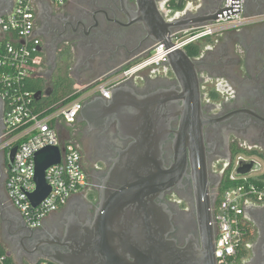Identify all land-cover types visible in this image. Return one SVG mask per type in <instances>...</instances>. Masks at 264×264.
Listing matches in <instances>:
<instances>
[{
    "label": "flooded vegetation",
    "instance_id": "flooded-vegetation-1",
    "mask_svg": "<svg viewBox=\"0 0 264 264\" xmlns=\"http://www.w3.org/2000/svg\"><path fill=\"white\" fill-rule=\"evenodd\" d=\"M207 1L154 0L165 20H177L181 25L198 18L193 20L187 10L174 17V7L181 5L184 11L190 3L204 10ZM210 1L217 7L224 0ZM252 1L246 0V6H251ZM254 1L258 11L263 13L264 0ZM9 3L10 0H0V15ZM32 5L34 36L40 40L41 66L46 67L44 77L47 82L42 92L48 94L46 98L50 102L54 98L63 100L67 89L74 91L76 84L87 87L103 75L120 69L155 44L140 21L145 12H141L138 0H68L62 6L46 0H33ZM254 27L256 25L222 35L223 42L215 51V59L209 52L194 50L203 113L210 121L202 130V141L209 194L215 199V204L220 196L222 180L238 157L257 159L264 165V64L243 57L239 51L242 43L238 40L240 35ZM58 75H66L68 79L56 81ZM135 78H139L136 83L132 82ZM210 78L216 79L215 91L206 88ZM134 79L130 82L138 96L152 95L159 106L164 105V111L174 117L161 150L163 167L173 169L176 162L183 165L175 176L174 184L155 199V203L164 206L170 215L173 231L168 238L175 240L179 247H183L189 238L200 242L189 149L188 145L181 147L178 143L181 117L173 116L177 113V106L182 104L173 103L181 93L179 82L167 65L143 71ZM70 80L74 82L72 85ZM92 97L88 94L83 98L82 109L73 123H60L63 138L67 139L64 140L80 154L86 187L64 209L49 215L39 229L27 228L17 212L10 210L14 216L10 226L3 230V239L19 262L34 261L45 255L54 256L56 251H65L61 245L68 242L70 227L75 223L92 222L106 185L107 195L109 191L119 192L115 164L133 140L120 134L117 122L107 125L108 118L89 117L88 122L84 121L86 104ZM211 110H216L215 116L210 115ZM3 129L4 104L0 99V136ZM9 166L5 154L0 152L2 201L7 200L5 182ZM247 215L253 237L243 244L235 264H264V206L250 208Z\"/></svg>",
    "mask_w": 264,
    "mask_h": 264
},
{
    "label": "water",
    "instance_id": "water-1",
    "mask_svg": "<svg viewBox=\"0 0 264 264\" xmlns=\"http://www.w3.org/2000/svg\"><path fill=\"white\" fill-rule=\"evenodd\" d=\"M138 2L141 12H145L140 21L145 25L154 43H162L168 55L166 65L181 87V93L173 103L182 104L177 106V113L173 116L181 117L178 143L181 147L188 145L189 149L200 242L189 238L183 247H179L175 240L168 238L173 231L170 215L164 206L155 203V199L174 184L175 176L183 165L176 162L177 165L173 169L163 167L161 150L174 117L166 113L164 105L159 106L152 95L138 96L130 82L134 79L132 78L112 89L109 100L94 96L86 104L84 116L85 122H88L89 117L108 118L107 125L117 122L120 134L133 140L115 164L114 173L119 178L120 187L117 188L119 192L109 191L107 195L106 185L92 222L75 223L70 227L68 242L61 245L66 250L56 251L54 256L45 255L41 259L28 261L30 264L39 261L51 264H217L214 253L217 232L213 217L215 199L209 194L202 141V130L210 121L203 113L201 85L196 70L197 60L189 56L187 49L176 50L170 43L169 36L174 29L201 26L218 18L238 14L239 0H230V8H223L224 1L220 6L214 7L210 0L207 1L204 10L190 3L184 11L181 10V5L176 6L173 8L174 17L182 15L187 10L193 20L198 18L183 25L177 20L174 22L165 20L154 0ZM11 8L13 5L10 0L0 17ZM263 13L258 11L254 0L251 6H246L244 0L243 18ZM33 38H36L34 34ZM238 40L242 43L239 51L243 57L254 63L264 64V23L240 35ZM219 46L215 45L206 51L211 54V58L215 59V51ZM37 51L40 53L39 49ZM119 70L102 77H111ZM45 73L36 78H43ZM132 82L136 83L135 79ZM90 86L84 87L80 92L90 89ZM216 86V79L210 78V84L206 88L216 89ZM46 96L48 94L42 91L34 93L36 99ZM210 115L215 116L216 110H211ZM16 150V147L10 150L9 163H12ZM33 160L36 188L29 195V201L31 206L36 208L50 193L45 172L50 166L59 164L61 151L59 147H45L34 154ZM259 170L260 165L255 160H240L235 174L248 176ZM258 205L264 206V203L255 204L244 200L243 218L249 221L247 211ZM0 212L6 226L9 227L14 215L2 200ZM20 220L22 221L21 218ZM48 250L51 252V247Z\"/></svg>",
    "mask_w": 264,
    "mask_h": 264
},
{
    "label": "built area",
    "instance_id": "built-area-1",
    "mask_svg": "<svg viewBox=\"0 0 264 264\" xmlns=\"http://www.w3.org/2000/svg\"><path fill=\"white\" fill-rule=\"evenodd\" d=\"M13 8L0 17V98L4 104V129L0 136V152L5 154L9 163V153L17 148L12 163H9L5 182L8 207L13 208L24 225L39 229L45 220L65 207L86 187V179L81 168L80 154L77 149L65 141L60 131V123H73L82 109L85 96L98 95L110 99L115 87L128 82L139 73L149 69H160L166 65L168 55L162 43L154 46L130 61L111 77H101L94 81L89 92H75L78 97L52 111L36 106L33 93L23 91L22 86L41 67V55L38 53L40 40L33 38V0H11ZM62 6L68 0H49ZM223 8H230V0H224ZM244 0H239V13L218 18L214 22L185 29H174L169 36L176 50H185L204 40L222 36L225 33L264 23V13L243 18ZM86 90V91H87ZM45 147H59L61 160L50 166L45 172L46 183L50 188L48 196L33 208L29 195L35 191L34 154ZM242 159L235 160L234 173L230 180L248 179L259 181L251 174L237 176L235 169ZM244 200L264 203V188L254 185L226 189L213 208V217L217 232L215 234V258L217 264H235L237 255L243 246L245 233L243 218ZM0 256V264H4ZM39 261L36 264H48ZM16 264V263H14ZM30 264V263H25Z\"/></svg>",
    "mask_w": 264,
    "mask_h": 264
},
{
    "label": "trees",
    "instance_id": "trees-1",
    "mask_svg": "<svg viewBox=\"0 0 264 264\" xmlns=\"http://www.w3.org/2000/svg\"><path fill=\"white\" fill-rule=\"evenodd\" d=\"M189 51V48H188ZM189 56L194 57L196 55V51L192 52H188ZM2 68L0 67V73L2 72ZM56 78V81L62 82L63 80L68 79L66 75H58ZM58 82V83H59ZM56 84V83H55ZM23 91H27L29 93H35L37 91H42V86L40 85V82H34L32 81V78H28L24 85L22 86ZM78 97L77 94H75L74 91L67 89V93H66V97L62 100L59 98H54L53 101H47L46 97H43L41 99H36L35 97V101H36V106L39 108V110L41 109H47L48 111H52L54 109H56L57 107L67 104L73 100H75ZM238 154V151L235 153ZM231 169H229L228 171V175L222 180L220 189H219V194L221 195L223 191H225L226 189L229 188H234V187H239V186H249V185H254L256 188L262 190L264 188V172L263 174L259 177V181L253 180V179H248L247 182H244L241 179H235V180H230L229 179V175L231 173ZM220 197V196H219ZM219 199L217 200L216 203H218ZM244 229H245V233L243 234V242L244 244L249 242L252 237H253V232H252V228L250 227L249 223H245L244 224ZM244 249V247H243ZM244 253V250L242 251ZM243 253H241V255H243ZM0 256L5 257L3 263L4 264H14V262L12 261V259L10 257H7V254L5 252V250L1 247L0 245ZM51 264V263H48Z\"/></svg>",
    "mask_w": 264,
    "mask_h": 264
},
{
    "label": "crops",
    "instance_id": "crops-1",
    "mask_svg": "<svg viewBox=\"0 0 264 264\" xmlns=\"http://www.w3.org/2000/svg\"><path fill=\"white\" fill-rule=\"evenodd\" d=\"M224 35V34H223ZM222 40V36H218V37H214V38H210V39H207V40H204V41H202V42H200V43H198V44H196V45H194V46H192V47H189V51L190 52H194V50L195 49H199V50H201L202 52H206L207 50H209L210 48H212L213 46H215V45H218L219 44V41H221ZM42 67H44V66H41L34 74H32L31 75V78H32V81H34V82H40V85L42 86V87H44L45 85H46V82H47V79L45 78V77H43V78H36V76H38V75H40V74H42V73H44V72H46V67H44V72H43V68ZM139 78H135V81L137 82V80H138ZM73 84L74 82L73 81H71L70 82V84ZM93 83V82H92ZM71 84V85H72ZM82 85V84H81ZM81 85L80 84H76V85H74V89H76L77 91H81L82 89H84V86L82 85V87H81ZM90 85H91V83H90ZM87 86V85H86ZM210 90H214L215 91V89H210ZM93 97L94 96H97V95H92ZM92 97V98H93ZM111 98V97H110ZM105 100H109V99H105ZM78 196V195H77ZM74 197H76V196H74ZM73 197V198H74ZM72 198V199H73ZM68 204V203H67ZM66 207V206H65ZM65 207H63V208H61V209H64ZM9 209L11 210V209H13V208H11V207H9ZM60 209V210H61ZM14 210V209H13ZM15 211V210H14ZM247 223H249V221H247V220H245ZM5 229H7V226H6V224H5V221H4V219H3V217H2V214H1V212H0V237H3V230H5ZM5 243L9 246V244L5 241ZM0 245H1V247L4 249V246L1 244V241H0ZM10 247V246H9ZM10 249H11V247H10ZM5 250V249H4ZM5 252H6V254H7V256L8 255H11L10 256V258L12 259V261L14 262V263H18V264H20V263H22V264H25V263H28L27 261H25V262H19V261H17L16 260V258L12 255V250H10L9 252H7L6 250H5Z\"/></svg>",
    "mask_w": 264,
    "mask_h": 264
},
{
    "label": "rangeland",
    "instance_id": "rangeland-1",
    "mask_svg": "<svg viewBox=\"0 0 264 264\" xmlns=\"http://www.w3.org/2000/svg\"><path fill=\"white\" fill-rule=\"evenodd\" d=\"M221 43H222V40L221 41H219V44L218 45H221ZM43 68V72H44V67H42ZM71 81V80H70ZM72 84V83H71ZM73 90L74 91H76V89H74L73 88ZM65 138V137H64ZM66 139V138H65ZM67 140V139H66ZM247 160V159H246ZM255 161L257 162V163H259V165H260V170L259 171H257V172H254V173H251V175L252 176H254V177H258L259 175H262L263 174V172H264V165H263V163L260 161V160H257V159H255ZM234 167H235V162L233 163V167H232V169H231V173H230V175H232L233 173H234ZM254 203V202H253ZM255 204H261V203H255ZM0 241H1V244L4 246V249L7 251V252H9L11 249H10V247L5 243V240L3 239V237H0ZM16 264H18V263H16Z\"/></svg>",
    "mask_w": 264,
    "mask_h": 264
}]
</instances>
